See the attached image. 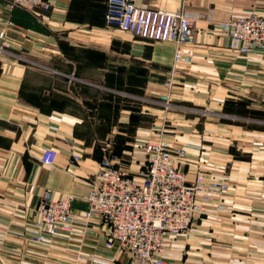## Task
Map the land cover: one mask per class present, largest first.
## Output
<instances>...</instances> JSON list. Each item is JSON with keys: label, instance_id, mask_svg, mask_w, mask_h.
Returning a JSON list of instances; mask_svg holds the SVG:
<instances>
[{"label": "crops", "instance_id": "0c3cea01", "mask_svg": "<svg viewBox=\"0 0 264 264\" xmlns=\"http://www.w3.org/2000/svg\"><path fill=\"white\" fill-rule=\"evenodd\" d=\"M107 2L54 0L44 11L0 0V264H139L106 244L105 220L79 215L111 141L136 170L144 144L156 139L187 148L180 161L188 176L201 169L228 179L227 191L200 196L202 204L233 207L223 220L201 214L192 232L169 243L168 264H264V49L234 52L223 26L264 14V0H138L194 17V55L175 65L173 42L108 26ZM173 66L167 108L161 94ZM51 147L58 156L47 165L41 155ZM46 190L72 194L78 218L72 232L35 240Z\"/></svg>", "mask_w": 264, "mask_h": 264}, {"label": "built area", "instance_id": "2783aa9c", "mask_svg": "<svg viewBox=\"0 0 264 264\" xmlns=\"http://www.w3.org/2000/svg\"><path fill=\"white\" fill-rule=\"evenodd\" d=\"M137 1L108 0L107 25L154 42H173L176 45L174 65L184 57L192 58L196 44L194 17L185 10L141 7ZM53 2L8 0V5L48 11ZM223 26L229 36V48L234 52L246 55L254 49H264V14L253 12L233 17L223 22ZM4 36L1 32V37ZM175 71L173 66L165 92L161 94L167 108L173 105ZM187 151L172 141L149 140L143 146L144 155L136 170L120 165L115 158L104 157L84 196L88 208L79 216L105 220L109 224L106 244L109 247L117 244L139 264H168L169 243L188 234L201 214L223 220L226 211L233 209L225 200L219 201L214 210L202 204L200 196L207 198L211 193H223L229 189V182L209 179L201 169L194 176H188L180 161ZM57 156L56 148H46L41 162L53 165ZM73 160L81 162L82 155L74 152ZM205 160L201 155L199 162ZM73 199L72 194L56 197L51 190L44 192L35 208L38 215L33 223L35 240H49L74 230L78 214L73 209ZM93 260L99 264L113 262L110 257Z\"/></svg>", "mask_w": 264, "mask_h": 264}, {"label": "trees", "instance_id": "16d2710c", "mask_svg": "<svg viewBox=\"0 0 264 264\" xmlns=\"http://www.w3.org/2000/svg\"><path fill=\"white\" fill-rule=\"evenodd\" d=\"M120 142V141H119ZM127 150H130L128 148H125ZM122 148H119L117 143L115 144V141H111L110 145L108 148L104 149V157H110V158H118L121 157V163L119 162L120 165L124 166L123 163H129L130 162V155L128 154V151H124L123 154L122 153ZM121 154V155H120ZM103 158L101 159V161L103 160Z\"/></svg>", "mask_w": 264, "mask_h": 264}, {"label": "rangeland", "instance_id": "374dc122", "mask_svg": "<svg viewBox=\"0 0 264 264\" xmlns=\"http://www.w3.org/2000/svg\"><path fill=\"white\" fill-rule=\"evenodd\" d=\"M209 210H211V209H209ZM213 210H214V209H213ZM196 224H197V223H196ZM196 224H195V226H196ZM195 226H194V227H195ZM194 227H193V229H194ZM193 229H192V230H193ZM192 230H191L190 232H192ZM190 232H189V233H190ZM189 233H188V234H189ZM186 235H187V234H185V236H186ZM183 236H184V235H183Z\"/></svg>", "mask_w": 264, "mask_h": 264}, {"label": "bare ground", "instance_id": "6f19581e", "mask_svg": "<svg viewBox=\"0 0 264 264\" xmlns=\"http://www.w3.org/2000/svg\"><path fill=\"white\" fill-rule=\"evenodd\" d=\"M201 155H202V154H201ZM201 155H200V156H201Z\"/></svg>", "mask_w": 264, "mask_h": 264}]
</instances>
